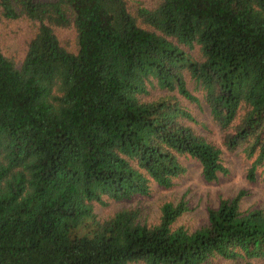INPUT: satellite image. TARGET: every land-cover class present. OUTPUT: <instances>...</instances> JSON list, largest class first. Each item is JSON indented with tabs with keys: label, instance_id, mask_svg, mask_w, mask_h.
<instances>
[{
	"label": "trees",
	"instance_id": "16d2710c",
	"mask_svg": "<svg viewBox=\"0 0 264 264\" xmlns=\"http://www.w3.org/2000/svg\"><path fill=\"white\" fill-rule=\"evenodd\" d=\"M0 18L35 26L19 63L0 44V264L264 260V212L241 209L244 190L195 230L175 225L184 197L156 221L94 211L171 187L181 156L205 181L226 172L178 97L243 148L247 180L264 178V0H0ZM54 27L72 28L74 50Z\"/></svg>",
	"mask_w": 264,
	"mask_h": 264
},
{
	"label": "rangeland",
	"instance_id": "374dc122",
	"mask_svg": "<svg viewBox=\"0 0 264 264\" xmlns=\"http://www.w3.org/2000/svg\"><path fill=\"white\" fill-rule=\"evenodd\" d=\"M35 26L25 19L5 20L0 18V44L4 53L19 63L24 57L27 42L33 34ZM55 35L60 42L74 50L76 37L70 27H54ZM188 90H192L191 83H187ZM151 96L164 94L154 88ZM198 95V94H197ZM180 103L188 108L196 122L188 123L193 130L204 135L219 146L222 153L220 160L225 167L224 174L218 173L215 180L205 181L200 172L197 161L181 156L179 161L185 172L173 179V185L168 188L160 187L151 182L148 195H133L120 202L110 201L106 205H94V211L100 218L113 215L123 208H138L147 221H156L159 207L165 201L177 202L184 197L188 211L183 213L176 222V226L183 225L188 230H195L206 222L207 210L216 207L220 197H231L239 190L246 192L241 200V209L259 208L264 212V178L256 173L255 179H246L249 159L243 148L229 151L222 146L221 134L209 115L208 108L203 104H190L178 97ZM241 264H264V260L253 259Z\"/></svg>",
	"mask_w": 264,
	"mask_h": 264
}]
</instances>
